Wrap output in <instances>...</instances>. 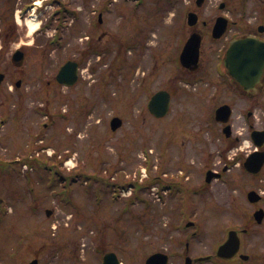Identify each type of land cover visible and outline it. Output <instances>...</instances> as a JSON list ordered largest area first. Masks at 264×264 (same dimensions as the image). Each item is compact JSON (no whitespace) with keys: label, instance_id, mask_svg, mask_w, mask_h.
<instances>
[{"label":"rangeland","instance_id":"1","mask_svg":"<svg viewBox=\"0 0 264 264\" xmlns=\"http://www.w3.org/2000/svg\"><path fill=\"white\" fill-rule=\"evenodd\" d=\"M50 1L12 0L11 36L0 54V72L6 73L0 86V208L4 210L0 213V264H26L34 258L38 264H99L100 251L120 252L121 245L127 247L120 256L128 264L132 245L137 243L146 251L149 243H158V234L166 232L174 203L180 200L184 212L204 219L208 231L203 237L218 236L223 228H245L254 211L246 194L258 179L247 176L234 159L250 150L249 138L242 136L240 144L226 152L227 142L212 124V85L177 81L173 64L152 58L157 51L176 45L174 38L160 33L171 18H165L164 25L151 13L160 11L164 0H146L136 9L131 0H100L101 5H110L101 25L90 9L98 1L63 0L68 8H84L79 9L78 20L58 30L55 22L45 28L57 7ZM185 1L186 8H196L194 0ZM219 1L206 0L203 15L217 10ZM228 3L246 10L252 23H260L259 14L255 16L261 7L259 0H247L244 6L242 0ZM30 24L36 25L35 31H29ZM151 24H155L154 32L142 31L147 36L143 51L132 49L138 28ZM90 30L97 31L92 50L84 39ZM57 36L60 45L49 47L47 40ZM23 45L29 47L26 60L16 68L10 57ZM67 60L80 64L78 82L70 88L55 82L59 67ZM18 79L21 85L16 88ZM170 84L185 89L191 98L175 101L169 116L155 119L147 111L148 99ZM177 115L181 118L176 126ZM113 116L123 120L116 132L109 128ZM13 160L26 162L19 173L7 174L5 164ZM41 163L51 177L44 169L35 171ZM224 166L229 169L220 179L205 183L208 168L220 172ZM55 173L60 181L48 188ZM95 174L115 182V189L109 188L114 190L115 201L109 191L99 192L107 183L98 190L83 178L95 179ZM170 179L182 180L189 190L199 188L200 192L192 198L168 197L163 188ZM120 185L130 188L123 190ZM135 189L148 203H127ZM123 234L122 242L114 240Z\"/></svg>","mask_w":264,"mask_h":264},{"label":"flooded vegetation","instance_id":"2","mask_svg":"<svg viewBox=\"0 0 264 264\" xmlns=\"http://www.w3.org/2000/svg\"><path fill=\"white\" fill-rule=\"evenodd\" d=\"M95 1L98 2L94 7H105V5L99 3L100 0ZM134 1L138 2L137 6H139L146 0ZM221 1L222 2L217 5V10L211 11L209 16L206 17L201 10L192 9L191 6L189 9L186 8L187 3L185 0H164V17L171 18V21L168 23V31L170 32L168 37L170 38L172 36L176 39L177 44L174 45L173 48H169L162 53L157 51L154 55L152 54V58L158 57L163 64L180 66L179 57L186 40L192 33L200 34L201 46L199 50L198 69L191 72L188 69L180 67L175 77L179 80L193 77L198 81L210 82L213 89L210 99L211 104H213V111L224 105H227L229 108L230 118L227 124H220L215 121L221 132V138L231 144L228 151H232L234 148L233 146H237L242 141V136H247L250 140V150H248V152L241 150L242 152H246L241 154L243 159L239 161V164L242 166L246 157L254 152H262L264 154V139L259 137L255 140H251V135L254 131L264 132V64L261 67L260 73L243 75L246 79L253 77L258 81L247 82L243 85L239 84L234 77L228 75V70L225 65V55L230 41L234 38L250 35L264 41V0H259L262 13L260 11L258 17L262 23L257 25L252 23L251 16L249 14L247 16L246 10L239 9L240 6L237 5L236 9H234V7L231 8L228 0ZM242 1L247 4V0ZM11 3L12 0H4L3 3H0V33L6 34V38H8L7 34L12 28L11 17L14 9ZM83 8L84 6L79 7V9ZM191 11L197 14V23L194 26L187 25V15ZM70 12L73 13L74 11L71 9ZM91 12L96 18L101 14V12L92 10ZM151 13H153L152 10ZM236 16L244 17V19L239 20ZM220 17L227 18V29L220 38L216 39L212 37V30ZM260 29H262V31H260ZM89 38L90 44L94 46L95 35ZM206 43L208 46L205 52ZM2 52L3 51H0V54ZM199 70H203V72L197 74ZM4 74L6 76V73ZM172 86L167 89L171 96V103L175 101L180 103L181 100L186 98L185 96H188L179 94V88L174 86L175 89H172ZM189 98L190 96L188 100ZM180 118L181 117L177 115L175 119L176 122L179 121ZM226 125L230 126V137H225L223 134V128ZM237 129H242L244 131L240 132L237 131ZM245 173L251 178L258 179V182L250 184V190L262 195L261 201L251 204L254 210H256L260 208L261 203L264 202V162L257 173ZM193 205L195 206L197 203ZM174 206L175 212L173 218L170 219L171 223L168 225L165 224L166 228L168 226L165 233L161 235L158 234V243H149L148 250L146 251L139 248L140 245L137 243L132 245V247L135 248L131 249L132 254L130 256H132V258L129 260L128 264H146L147 258L152 255H154L152 264H264V238L261 237V232H263L264 236V219L260 224H257L252 218V213L251 217H249L243 225L245 228L233 226L228 229H222L220 235L217 233L218 236L212 235V238L208 239L207 237H203L205 231H208L203 218H196L194 217L195 214L189 219L182 218L178 210L181 209L184 204L178 201L174 203ZM229 230H236L238 232V236L240 237L239 250L231 258L220 257L218 256V249L226 241ZM213 231L216 232L214 229ZM251 235H253L254 241L250 237ZM122 237H124V235L120 238L116 236L118 239L115 241L122 242L123 240H120ZM119 247L120 250L118 251L122 253L127 250V247H122V245ZM120 252H116L119 263L127 264V261L125 262L120 256Z\"/></svg>","mask_w":264,"mask_h":264},{"label":"water","instance_id":"3","mask_svg":"<svg viewBox=\"0 0 264 264\" xmlns=\"http://www.w3.org/2000/svg\"><path fill=\"white\" fill-rule=\"evenodd\" d=\"M203 0H197V5H200ZM194 15L189 14V24L193 25L195 22L193 20ZM224 23L218 22L213 30V36L218 37L222 32L224 31ZM199 38L197 35H192L188 41L186 42L184 49L181 53L180 60L184 67L189 68L190 70H195L197 68V59H198V48H199ZM254 40L251 38H245L241 40H234L231 42V47L227 53V59L226 61L229 63L231 53L233 51H253L254 49H260L261 46H254L252 43ZM236 63L238 65H244L247 63L248 58L247 56L239 55L236 56ZM252 58V57H251ZM24 60V54L21 51H16L12 57V62L15 66L19 67L23 64ZM251 63L254 62V59L250 60ZM77 71L78 67L75 62L68 61L66 62L59 70L56 80L58 83L64 85V86H71L73 85L77 80ZM257 71L254 68H251L250 71H247V73L254 74ZM232 74L240 73V71L233 69L231 70ZM3 79V75L0 74V82ZM243 77L240 79L242 81ZM243 82V81H242ZM19 85V82L17 83ZM169 108V95L165 91H158L155 93L152 98L150 99L148 103V109L151 114H153L155 117H163L166 115ZM216 119L220 120L221 122H226L228 120V113L224 107L218 108L216 110ZM122 124L121 119L115 117L110 122V127L112 130H116L119 128ZM228 129L225 128L224 131L226 132ZM258 155H261V153H255L253 154L249 159H247L245 163V167L248 171L251 172H257L259 169V164L261 166L262 158L258 157ZM213 176H218L215 174H211L210 172L206 175V181L209 182ZM247 198L250 202L254 203L257 202L260 199V196L256 194L255 192H249L247 194ZM46 214L49 215L50 211H46ZM263 211L258 210L254 213L255 220L259 223L261 222L263 218ZM238 250V238L236 235V232L231 231L229 232V237L227 241L219 248L218 255L219 256H232L235 254V252ZM153 258H149L147 260V264H150L151 260ZM28 264H37V260H32ZM103 264H118V261L113 253L106 254L104 257V263Z\"/></svg>","mask_w":264,"mask_h":264},{"label":"bare ground","instance_id":"4","mask_svg":"<svg viewBox=\"0 0 264 264\" xmlns=\"http://www.w3.org/2000/svg\"><path fill=\"white\" fill-rule=\"evenodd\" d=\"M36 25L35 24H30V26H29V31L30 32H33L34 30H36Z\"/></svg>","mask_w":264,"mask_h":264}]
</instances>
